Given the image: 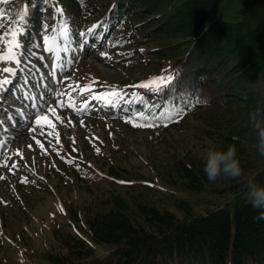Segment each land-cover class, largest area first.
Returning a JSON list of instances; mask_svg holds the SVG:
<instances>
[{
  "label": "trees",
  "instance_id": "16d2710c",
  "mask_svg": "<svg viewBox=\"0 0 264 264\" xmlns=\"http://www.w3.org/2000/svg\"><path fill=\"white\" fill-rule=\"evenodd\" d=\"M58 1L64 16L50 0H13L0 36L21 24L26 31L16 39L39 52L41 23L55 15L59 23L70 21L75 42L84 37L95 39L94 46L97 40L108 41L111 57L121 65L129 67L138 60L148 65V71L135 80L116 82L122 85L115 90L117 97L106 92H112L108 98L114 101L106 119L85 128L63 125L55 145L57 156L38 153L32 158L33 169L44 181L29 172L19 197L12 191L0 200V219L5 206L24 198V190L33 191L64 174L89 198L80 209L89 242L68 233L58 236L60 229H55L60 249L45 252L48 264H264V220L257 219L259 212L246 195L248 181L264 185V156L248 125L249 112L264 101V0ZM149 45L152 48H135ZM160 76L172 77L160 90L137 86ZM181 108L183 114L177 117ZM145 123L155 126H135ZM95 129L114 132L96 144L106 150L107 169L95 170L113 186H120V180L134 185L127 168L116 164L131 146L122 133L144 132L148 143L156 142L168 153L164 163L155 161L153 166L163 170L160 177L165 183L197 193L227 181L224 193L232 200L202 212L187 203L178 204L180 213L156 203L133 201L132 207L128 198L93 182L101 177L85 164L83 154ZM180 138H189L188 146L177 152L174 140ZM229 145L237 149L242 177L209 182L203 171L207 151L226 150ZM94 246L106 247V254L98 255Z\"/></svg>",
  "mask_w": 264,
  "mask_h": 264
},
{
  "label": "rangeland",
  "instance_id": "374dc122",
  "mask_svg": "<svg viewBox=\"0 0 264 264\" xmlns=\"http://www.w3.org/2000/svg\"><path fill=\"white\" fill-rule=\"evenodd\" d=\"M51 37H55L54 31H52ZM46 48L47 45L45 46V51H47ZM135 48L150 49L152 45ZM58 50L59 49L55 46L52 51H47V58L40 63L41 66H39L41 70L37 71L36 69V74L39 78L35 81L33 88L37 90L29 91L27 86H23L25 88V93H28L37 101L36 105L31 104L30 107L26 106L22 108L25 110L20 111L23 114V122H28L27 124L31 122L33 125L26 126V124L16 128L12 123V119L16 121L15 117H11V113L5 114L9 117L5 118V125L9 127L14 126L16 129H10L12 134H9V136L2 131L4 138H2L0 142V177L3 178L0 179V197H3L4 194L8 195V188H10L9 193L11 194L12 187L15 188V191L20 190L19 194H21V187H18L16 184L17 180L15 177L17 176L11 175L10 173V165L7 164L6 167L3 166V161H5L4 155L6 153L9 151H16L20 146H22V148L29 147V145H31V147H38L41 144L44 145L46 150H49L46 140L50 136L47 133H52V128H49L47 124L48 121H51V123L60 121L56 119V117H59L57 112H61L64 109L56 107V104L61 97L60 89L66 84V76H72L73 71L71 58L65 61L63 59L56 61ZM103 50L110 52L108 43L103 44ZM7 51L4 54H7ZM72 56L74 60L86 58L87 62L85 63L88 64L80 68V72L84 77H89L90 75L99 76L103 78L104 81L108 82L110 86L114 85L119 80H135L145 75L148 71V65L146 63L141 64L138 60L137 63H132L131 66L128 67L121 65L116 58L112 57L109 59L107 57L104 58L99 55H94L95 58H91L90 60L82 50H79L78 53H72L71 57ZM13 65L16 66L14 61L4 60L0 64V69L4 67L13 68ZM49 71L53 72L51 76ZM6 75H8V73L0 72V79H4ZM30 85H32V82ZM78 85L76 81L69 84L70 87L74 88H78ZM22 90L23 89H16L15 92L11 91L9 93L6 99L8 105L4 103L6 92L0 91L1 105L7 109H12L11 106L21 107L20 103L17 102V94L20 91L24 92ZM41 93H43L44 100L49 101L53 107H56L55 116L47 114L48 121H42V124L45 125L42 129L35 124V119L39 115L36 109L41 103ZM24 97L26 96H24L23 93L21 98ZM45 107H47V105H45ZM66 110L71 113L65 112ZM33 111L36 113V116L32 115ZM65 111L63 113H65L66 116H71L79 123L91 124L94 121V109H84V106H82L81 108H65ZM12 112L14 113L13 110ZM31 129H36V131L33 132ZM42 132L45 134L42 135ZM113 133L114 132L108 134L112 135ZM108 134H106L104 130H100L97 133V129H95V132L90 138L91 143L87 146L84 144V146H86L83 154L85 164L88 165L89 168L92 167L91 169L93 171L97 170L98 167H104V171L107 169L104 163L105 158H103L106 150L102 146H97L96 144L104 140V138L107 141L109 139ZM116 134L118 136L121 135L119 131H117ZM122 134L126 135L125 140L128 142L127 145L131 146L128 148V155L117 160L116 164L127 168V174L130 176L129 181L133 182L132 184L134 185H128L125 181L120 180V186L116 185L117 188L95 171L101 177V181L94 180L93 182L95 185L100 186L101 190H114L118 192L123 197L129 199L128 202L132 207H135L132 203L133 201L150 204L156 203L159 206L172 209L177 213H180L176 209L178 204L187 203L193 206L194 209L202 212L226 205L232 200L230 194L227 192L224 193L225 188H227L226 186H228L227 181L217 183L216 189L206 187L203 191L197 193L186 191L178 187H171L163 181V176L160 177L162 174L160 170L162 169H153L155 161L157 164V161L161 160V162L164 163L166 161L165 159L168 158L165 147L159 148L156 142L148 143L146 141L147 136L144 132L129 135V131H124ZM194 138L197 139V137ZM36 140H39L40 143L37 144ZM188 140L189 138L175 139L174 141L178 144L173 145V147H175L178 152L188 146L186 145ZM109 141L113 140L110 139ZM200 141L204 144V141ZM193 142H196V140H193ZM207 144H209V142H207ZM94 154L102 158H95L93 156ZM164 173L166 174L167 171H164ZM59 178V180H56L55 176H53L51 177V181L44 182L41 187L33 191L24 190L23 199L12 201L11 204L4 207L3 217L0 219V264H48L45 260V252L53 249L55 253L60 249V243L55 239V229H60V232L57 234L58 236L68 233L73 234L77 238H85L87 242H89L86 236L87 227L82 222L84 213L80 212L81 207L85 206L89 198H87L88 196L84 190L77 186V182L65 180L66 176L64 174ZM122 182L127 185H123ZM145 184L146 187L143 186ZM94 248L98 255L106 254V247L94 246Z\"/></svg>",
  "mask_w": 264,
  "mask_h": 264
},
{
  "label": "clouds",
  "instance_id": "9594fccd",
  "mask_svg": "<svg viewBox=\"0 0 264 264\" xmlns=\"http://www.w3.org/2000/svg\"><path fill=\"white\" fill-rule=\"evenodd\" d=\"M248 125L256 133L258 152L264 156V101H258L248 114ZM203 171L209 182L221 178L237 179L242 177L243 169L235 146L224 149H211L204 157ZM247 199L251 208L258 211V220H264V185L253 181L247 183Z\"/></svg>",
  "mask_w": 264,
  "mask_h": 264
},
{
  "label": "snow or ice",
  "instance_id": "6c2138e0",
  "mask_svg": "<svg viewBox=\"0 0 264 264\" xmlns=\"http://www.w3.org/2000/svg\"><path fill=\"white\" fill-rule=\"evenodd\" d=\"M0 2H6V0H0ZM58 11H62V10H58ZM4 13L0 12V29H2L4 27L2 20L4 18ZM21 19H26V17H21ZM42 27H46L45 25H42ZM26 31V29L24 27H19L17 30L12 31V32H5L4 35L0 36V42H4L5 41V37H11V39L7 40V45H8V51L7 54H2L0 53V61H4V60H10V61H14L16 64H20L21 60L20 58L17 56L16 52L14 51V49H20L22 47V45L19 43V41L16 39V37L18 35H23L24 32ZM66 33V29L62 30V34ZM44 43L47 45L46 50L47 51H52L53 48L56 45V39L55 37H51L49 38L48 36H44ZM39 46V45H37ZM0 72L3 73H10L12 74V76L16 75V71L14 68H9V67H4L3 69H0ZM172 80L171 76H160L157 78H154L153 80H149L146 83H143L141 85H138L139 87H155L157 90L162 89L164 86L168 85ZM12 84V80L8 79L7 77H5L4 79H0V91H6L5 86L6 85H10ZM88 88L83 89L82 91H88ZM63 95V93L61 94ZM113 95L118 96L119 93H113ZM103 97L100 96H94L93 99H100ZM40 100L41 103L37 106V112L39 113V115L37 116V118L35 119V124L39 127V128H44L45 125L42 124V121H48V115L47 114H52L53 116H55L56 113V107H64L65 106V102L63 100L57 101L56 107H53L49 101L44 100L43 99V93H41L40 96ZM89 101H84V109L87 108ZM45 105H47V107H45ZM68 106L69 107H75V105L72 103L71 97L69 98V102H68ZM83 110V109H82ZM183 109H179L176 111V116L179 117L183 114ZM138 116H140L141 118L143 117L142 113H138ZM56 119H60L59 117H56ZM62 122V121H61ZM47 126L49 128H55V125L53 123H51V121H48ZM135 126H140V127H154V124H150V123H145L143 125L140 124H136ZM31 131L35 132L36 129H31ZM42 135H44L45 133H41ZM48 135H51V133H47ZM35 139V137H34ZM36 143L39 144L40 141L36 140ZM29 147H31V145H29ZM42 147V145H41ZM3 166H7V159L5 161H3ZM3 177H0V179H2Z\"/></svg>",
  "mask_w": 264,
  "mask_h": 264
}]
</instances>
